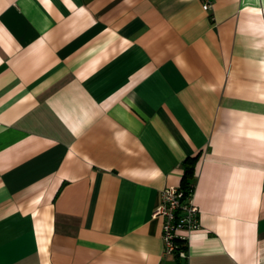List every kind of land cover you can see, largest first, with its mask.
<instances>
[{
	"label": "crops",
	"instance_id": "1",
	"mask_svg": "<svg viewBox=\"0 0 264 264\" xmlns=\"http://www.w3.org/2000/svg\"><path fill=\"white\" fill-rule=\"evenodd\" d=\"M211 2L0 0V264H264V0Z\"/></svg>",
	"mask_w": 264,
	"mask_h": 264
},
{
	"label": "built area",
	"instance_id": "2",
	"mask_svg": "<svg viewBox=\"0 0 264 264\" xmlns=\"http://www.w3.org/2000/svg\"><path fill=\"white\" fill-rule=\"evenodd\" d=\"M205 10L212 8L211 0H204ZM153 216L162 218L164 255L187 258L190 235L201 227L200 210L195 202V183L188 189L181 186L166 187L162 192L161 204Z\"/></svg>",
	"mask_w": 264,
	"mask_h": 264
},
{
	"label": "trees",
	"instance_id": "3",
	"mask_svg": "<svg viewBox=\"0 0 264 264\" xmlns=\"http://www.w3.org/2000/svg\"><path fill=\"white\" fill-rule=\"evenodd\" d=\"M195 162L196 158H189L185 161V176H184V184L183 188L188 189L190 184H194L193 176H194V170H195ZM181 248L187 249V246L182 245ZM176 257L180 258L179 255H176Z\"/></svg>",
	"mask_w": 264,
	"mask_h": 264
},
{
	"label": "rangeland",
	"instance_id": "4",
	"mask_svg": "<svg viewBox=\"0 0 264 264\" xmlns=\"http://www.w3.org/2000/svg\"><path fill=\"white\" fill-rule=\"evenodd\" d=\"M182 263V262H181Z\"/></svg>",
	"mask_w": 264,
	"mask_h": 264
}]
</instances>
